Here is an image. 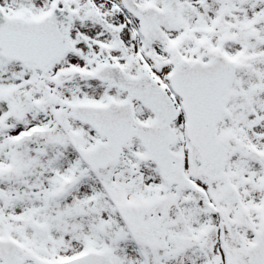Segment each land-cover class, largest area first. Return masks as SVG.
Masks as SVG:
<instances>
[{
	"label": "snow or ice",
	"instance_id": "snow-or-ice-1",
	"mask_svg": "<svg viewBox=\"0 0 264 264\" xmlns=\"http://www.w3.org/2000/svg\"><path fill=\"white\" fill-rule=\"evenodd\" d=\"M0 264H264V0H0Z\"/></svg>",
	"mask_w": 264,
	"mask_h": 264
}]
</instances>
